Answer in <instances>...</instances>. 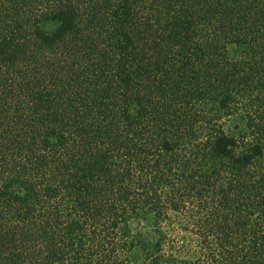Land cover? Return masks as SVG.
Segmentation results:
<instances>
[{"label":"trees","instance_id":"16d2710c","mask_svg":"<svg viewBox=\"0 0 264 264\" xmlns=\"http://www.w3.org/2000/svg\"><path fill=\"white\" fill-rule=\"evenodd\" d=\"M0 264H264V0H0Z\"/></svg>","mask_w":264,"mask_h":264}]
</instances>
